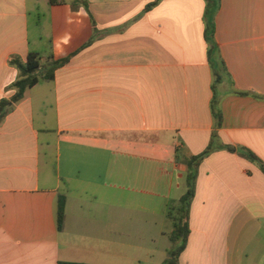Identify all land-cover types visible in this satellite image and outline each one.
I'll list each match as a JSON object with an SVG mask.
<instances>
[{"label":"crops","instance_id":"crops-1","mask_svg":"<svg viewBox=\"0 0 264 264\" xmlns=\"http://www.w3.org/2000/svg\"><path fill=\"white\" fill-rule=\"evenodd\" d=\"M53 1L0 0V101L14 58L70 57L0 124V264H163L186 160L214 133L179 264H264V172L242 156L264 163V0H216L218 97L206 0Z\"/></svg>","mask_w":264,"mask_h":264},{"label":"trees","instance_id":"trees-1","mask_svg":"<svg viewBox=\"0 0 264 264\" xmlns=\"http://www.w3.org/2000/svg\"><path fill=\"white\" fill-rule=\"evenodd\" d=\"M52 4H55L53 0ZM206 40L208 42V59L214 70L216 77L215 83L213 85V91L216 93L217 85L222 82L223 75L226 74L227 69L224 60L221 57L219 47L215 40V22L214 14L216 11V0H206ZM152 4L150 6H153ZM70 60V57H66L59 60L52 59L44 70H42L41 57L36 52H30L27 55L25 61L20 58H14L12 60V65L15 66L19 71L18 79L12 84V89L15 91L14 95L10 100L3 99L0 101V124L4 121L6 116L9 114L12 104L20 102L24 99L26 92L33 88L40 80L52 81L55 77V72L57 69L65 65ZM239 95H247V93H238ZM213 111L215 116L218 118V127L222 123V113L219 106V100L217 97L213 101ZM216 139V134H213L212 142L208 149L198 156H192L186 160V165L188 168L187 174V191L185 195L180 199L178 205L175 208H171L170 216L174 222L175 230L171 234V241L173 247L169 251L168 258L163 264H179V258L181 253L185 250L189 234V210L191 203L194 199L196 192V182L198 177V169L201 162L209 156L214 151V141ZM233 151L232 148L229 149ZM242 156L247 157L253 161L260 163L262 170L264 172V163L261 162L252 152L248 151L242 154ZM66 198L60 196L59 199V210H58V222L59 230L62 231L64 228L66 212ZM59 264H84V263H70V262H59Z\"/></svg>","mask_w":264,"mask_h":264},{"label":"rangeland","instance_id":"rangeland-1","mask_svg":"<svg viewBox=\"0 0 264 264\" xmlns=\"http://www.w3.org/2000/svg\"><path fill=\"white\" fill-rule=\"evenodd\" d=\"M220 85L221 84L217 85V90H216L217 97L219 96V94H220V92L222 90V88L219 87ZM123 212L124 213H131V211H127L126 209H124ZM126 224L131 229H134L136 227V228H140V229H147L149 232H151V230H152V224H154V223H152V221H149V220H138V221L137 220H133V221L127 222ZM168 224H169V228L168 229H172L173 228V222L170 221ZM161 242H162V245H164L166 247L168 245L171 246L170 248L173 247V243L171 241V237H170V239H168L167 237L166 238H163V239H161Z\"/></svg>","mask_w":264,"mask_h":264}]
</instances>
